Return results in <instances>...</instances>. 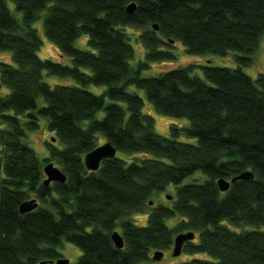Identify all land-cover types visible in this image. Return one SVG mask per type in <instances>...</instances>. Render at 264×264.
Wrapping results in <instances>:
<instances>
[{
    "label": "trees",
    "instance_id": "obj_1",
    "mask_svg": "<svg viewBox=\"0 0 264 264\" xmlns=\"http://www.w3.org/2000/svg\"><path fill=\"white\" fill-rule=\"evenodd\" d=\"M11 1L20 19L0 0V50L12 59L0 62V85L7 88L0 95V264L55 260L63 240L81 252L74 264H137L185 232L198 239L182 250L214 259L179 264H264V74L188 64L141 76L147 63H129L134 49L126 29L140 30L146 60L174 58L170 49L180 42L190 54L234 50L236 62L248 65L264 34V0ZM130 3L136 7L128 13ZM43 11L44 35L70 65L38 57L41 40L31 24ZM81 34L91 50L74 47ZM43 71L75 84L50 86ZM89 85L104 90L94 93ZM127 85L143 89L158 113L187 118L189 125L157 134L142 98ZM41 117L61 144L47 143L42 160L22 140ZM100 139L129 160L115 155L87 170L83 157ZM48 161L65 182L43 184ZM247 170L252 179L218 189L217 179ZM169 184L175 187L170 205L149 204ZM33 196L37 208L20 213L18 205ZM145 210L147 222L137 226L130 215ZM173 216L180 220L169 227L164 219ZM113 231L122 248L112 244Z\"/></svg>",
    "mask_w": 264,
    "mask_h": 264
},
{
    "label": "rangeland",
    "instance_id": "obj_2",
    "mask_svg": "<svg viewBox=\"0 0 264 264\" xmlns=\"http://www.w3.org/2000/svg\"><path fill=\"white\" fill-rule=\"evenodd\" d=\"M7 6L10 9L11 13L18 19L21 18V15L19 12H17L14 8L13 2L11 0H6ZM44 11L41 12V16L36 19L31 25L33 28H35L37 35L39 36L41 40V44L39 45V49L37 50V55L41 59H50L53 62H58L61 64H67L70 65L71 61L70 58L67 55H63L60 53L57 48L52 45V43L49 41V39L44 35V28H43V16ZM127 31L131 35V43L134 49L133 58L130 60V64L132 67H135L138 61H146L147 66L142 68L139 72L141 76H155L159 73H162L164 71L177 68V67H184L188 64H194V65H214V66H226V67H236L240 66L241 70L245 72L247 75L251 76L252 78L256 77L258 73L264 74V34L262 38L260 39L256 49L254 52L250 55L251 62L248 65H242L238 64L235 60V56L237 54L234 50H229L226 54L219 55L214 53H202V54H190L187 53L184 47L180 42L174 43V47L170 49V51L174 54V58L168 59V60H159V61H152V60H146L145 57V49L141 41L137 39L138 34L140 33L139 29H133L130 27H126ZM88 36L86 34H81L74 40V47L78 49L83 50H91V48L88 46L87 43ZM8 62L12 63L11 54L9 51L6 50H0V62ZM194 73L201 75V69L199 67H194L192 69ZM83 71L88 72V69H83ZM42 78L43 81L48 83L50 86H55L56 84H64V85H74L75 83L71 79L67 78H60L53 75H49L46 72H42ZM128 91L136 92L143 100V106H142V112L147 115H152L153 118V130L160 135L163 136H171L170 135V129L169 127L171 125H175L177 127H187L189 125V120L184 117H173V116H167L161 113H158L152 104H150L149 100L146 97V94H144L143 89L136 88L134 85H127L126 86ZM7 88L0 85V95H3L7 92ZM88 89L94 93H100L104 90V86H95V85H89ZM38 99V105H40L43 100L41 97ZM102 113H98L97 116H101ZM38 123V128L36 130L28 131L26 130V135L23 137V141L33 149L35 154L39 159H43L46 156H48L49 149L47 147V143H55L57 144V147L61 144L56 141H52L53 133L49 130H47L46 127V120L41 117ZM176 140L180 141H188V142H195L196 140L194 138H189L186 136L178 135L175 137ZM103 140L100 139L99 143H102ZM117 157L123 158L125 160H129V155L125 152L117 151L115 153ZM52 162V161H50ZM54 166L58 167L54 162H52ZM45 164V163H44ZM45 177V176H44ZM190 179H186L184 182L188 181ZM175 195V187L172 184H169L165 187L164 190L157 191L152 195L151 203H153V206L156 205H170V200ZM170 197L169 199H167ZM31 198H35L34 196ZM39 203V201L37 200ZM40 206L46 207L50 209L49 206L46 204H39ZM54 210V209H53ZM148 217V211H142V212H135L130 215V219L134 224L137 226H143L146 224V220ZM179 216H173L169 218H165L164 222L169 227H174L180 219H178ZM250 226H246V228H249ZM230 228L240 231L241 228L235 227L230 225ZM119 229V228H117ZM198 239L197 233H195V238L193 239L196 241ZM57 250L60 252L62 257L69 260V264H74V262L77 260L78 255L81 254L79 248L75 245H72V243L67 241H62L61 245L57 248ZM162 257L160 259H153L152 254L153 252H150L148 257L146 259H143L139 261L137 264H179L181 262L188 261L192 258H200L201 259H208L213 260L214 258L207 253H203L200 251V253H190L184 250H181L179 255H173L172 253V247L166 248L163 251Z\"/></svg>",
    "mask_w": 264,
    "mask_h": 264
},
{
    "label": "water",
    "instance_id": "obj_3",
    "mask_svg": "<svg viewBox=\"0 0 264 264\" xmlns=\"http://www.w3.org/2000/svg\"><path fill=\"white\" fill-rule=\"evenodd\" d=\"M135 4L134 3H130L126 6V11L128 13H131L134 9H135ZM153 30L157 29L156 24L152 25ZM52 141H54L55 139L52 138ZM116 153V149L113 148V146L108 143H102L98 146H96L94 149H92L91 151L87 152L84 157H83V162L84 165L86 167L87 170L89 171H96L101 162L104 159H108L111 157H114ZM42 173L44 174L45 178L43 180V184L45 186H48L50 182H60L63 183L66 180V175L61 172L60 169H58V167L54 166L52 162L48 161L47 163H45L42 167ZM253 178V174L251 171L247 170V171H243L242 173H239V175L232 177L231 179H225V178H219L217 179L216 183L218 186V189L221 192L226 191L229 188V184H232L234 181L238 180V179H242V180H248V179H252ZM170 197H168L167 199H169ZM151 202H149L150 204ZM19 206V212L20 213H26V212H30L32 210H34L35 208H37L38 203L36 201L35 198H31L28 200L23 201L22 203H20ZM194 238V234L192 232H185V233H178L173 241L172 244V253L173 255H179L183 245L186 241H189L191 239ZM111 240H112V244H114L115 247L117 248H122L123 247V238L122 236L117 233V231H113L111 234ZM163 253L160 250H156L153 251L152 257L153 259H160L162 257ZM69 264V260L64 258V257H59L56 260H47V261H41L39 264Z\"/></svg>",
    "mask_w": 264,
    "mask_h": 264
},
{
    "label": "flooded vegetation",
    "instance_id": "obj_4",
    "mask_svg": "<svg viewBox=\"0 0 264 264\" xmlns=\"http://www.w3.org/2000/svg\"><path fill=\"white\" fill-rule=\"evenodd\" d=\"M59 257H62V256H59ZM56 260V259H55ZM50 264V263H49ZM52 264V263H51ZM54 264V263H53Z\"/></svg>",
    "mask_w": 264,
    "mask_h": 264
}]
</instances>
